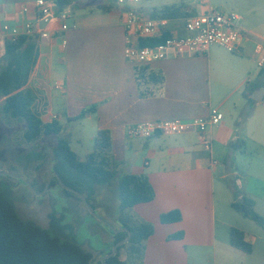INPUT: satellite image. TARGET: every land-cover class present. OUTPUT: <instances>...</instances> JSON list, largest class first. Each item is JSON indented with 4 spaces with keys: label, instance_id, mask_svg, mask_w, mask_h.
<instances>
[{
    "label": "crops",
    "instance_id": "1",
    "mask_svg": "<svg viewBox=\"0 0 264 264\" xmlns=\"http://www.w3.org/2000/svg\"><path fill=\"white\" fill-rule=\"evenodd\" d=\"M34 1L0 0V22L23 27L33 17L20 15V8ZM52 1L58 3L59 10H70L71 28L52 41L37 42V62L25 89L44 94L50 112L58 117L66 134L72 135V127H88L94 141L100 130H110L114 157L125 168L124 173L134 174L139 166H135L132 157L144 155L143 166L136 174H146L156 192L152 202L134 208L138 217L155 228L147 243L144 264L174 259L188 242L205 247L216 226L210 191L218 173L222 180L229 177L223 173L228 165L219 162L212 166L211 159L226 156L230 148L231 155L244 156L241 149L246 142L264 149V97L262 101L253 99V96L260 99L259 90L264 89V68H258L254 53L256 44L264 40V1L250 0L251 5L240 16L239 27L245 37L235 52L213 46L204 55H173L146 66L165 76L162 91L149 98L139 96L135 70L143 66L125 55L124 22L129 6L115 0H69L65 5L59 4L61 0ZM168 1L161 8L139 10L144 17L163 19L159 17L166 7L182 3ZM192 5L196 14L204 11ZM166 20L167 36L187 34V20ZM4 45L0 30V56ZM57 82L64 85V90L54 88ZM247 87H255L252 102L243 96ZM92 107H96V113L83 120L67 121ZM213 108H219L225 118L210 128L211 153L204 150L199 134L194 131L170 136L157 134L150 139L127 134L129 127L144 122L208 118ZM248 176L262 189L259 194L249 188L245 192L258 209L260 201L264 205V158L250 165ZM176 209L182 212L183 220L162 224L161 215ZM257 212L264 216V210ZM181 232L184 239L168 240Z\"/></svg>",
    "mask_w": 264,
    "mask_h": 264
},
{
    "label": "trees",
    "instance_id": "2",
    "mask_svg": "<svg viewBox=\"0 0 264 264\" xmlns=\"http://www.w3.org/2000/svg\"><path fill=\"white\" fill-rule=\"evenodd\" d=\"M61 0L59 4H68ZM196 14L190 3L166 7L159 18L187 20ZM167 37V35L165 36ZM162 40H146L143 45H156ZM38 49L34 39L21 37L17 41L7 40L4 52L0 56V106L3 114L13 120L26 123L24 139L34 143L39 139L58 137L53 148L54 168L57 178L53 184H60L59 179L69 188L84 195L91 208L94 205L96 187H115L118 205L115 209L117 228L128 231L113 234V245L125 241L129 232L131 240L119 247L115 257L106 260V264H144L149 239L154 235L153 224L138 217L134 211L139 204L152 202L156 197L155 189L146 174L124 173L121 163L117 162L113 151V138L110 130H100L94 138L93 150L82 160L72 148V135L64 134V126L59 120L44 123L32 110V93L26 90L30 76L37 62ZM140 98H149L160 93L165 84L162 72L148 67L135 70ZM255 87H247L244 98L252 102ZM2 101H5L2 104ZM96 113V107L83 111L68 122L79 121ZM236 147V145L234 146ZM243 152V150H241ZM59 178V179H58ZM68 197L79 198L76 194L63 189ZM234 211L253 221L264 229V216L256 211V202L240 190L234 191L231 203ZM183 220L180 210L163 213L162 224L179 223ZM184 233L174 234L168 240H182ZM230 244L237 250L251 254L253 246L246 240L245 232L232 227ZM126 250V259L121 258V251ZM94 256L81 245L53 236L51 232L32 221L23 220L11 200L0 192V264H92ZM102 264V262H99Z\"/></svg>",
    "mask_w": 264,
    "mask_h": 264
},
{
    "label": "rangeland",
    "instance_id": "3",
    "mask_svg": "<svg viewBox=\"0 0 264 264\" xmlns=\"http://www.w3.org/2000/svg\"><path fill=\"white\" fill-rule=\"evenodd\" d=\"M249 1L211 0V6L219 12L236 13L241 16L251 5ZM168 2V0H152L129 7L138 11L143 8L147 12L153 8H161ZM173 2H179V0H173ZM42 95H44L42 92L32 93L31 107L40 117L44 115V110L48 106V102ZM4 103L5 101H2V104ZM40 109H42L41 112ZM25 131L26 123L5 116L0 106V173L8 172L21 177L32 186L30 187L19 178L2 174L0 175V192L11 200L23 220L36 223L49 230L53 236L81 245L93 254L92 264H99L102 258L113 250V234L106 225L89 212L80 197H68L61 184H53L56 177H53L49 184L50 178L54 175L53 148L58 137L51 136L34 143H27L24 139ZM70 131L75 138L72 148L84 160L88 152L93 150V133L88 127L79 129L72 127ZM78 139L81 143L77 142ZM241 150H243L242 154L245 153L244 156L240 153L235 154L236 156L231 155L230 148L226 156L215 159L217 163L228 165L223 173L228 174L229 177L222 180L221 174L218 173L214 189L210 191L216 216L215 234L213 235V231L210 232V242L203 248L188 242L183 246V252L180 255L171 260L163 259L159 261L160 264H264V229L242 217L231 207L236 189L242 193H245L247 188L258 194L262 192L261 186L253 182L248 174L250 165L254 166L257 159L264 158V149L246 142L245 148ZM134 156L132 160L135 166H139L135 168L139 169L143 166L144 155ZM252 160L255 162L252 163ZM121 168L125 170L124 167L121 166ZM138 169H134V174ZM234 172L237 175H234ZM93 203L97 214L117 228L114 214L118 205L116 188L97 186ZM257 210H264L261 201ZM232 227L245 232L246 240L253 246L251 254L231 246L230 229ZM126 255V250H122L123 260L126 259Z\"/></svg>",
    "mask_w": 264,
    "mask_h": 264
},
{
    "label": "built area",
    "instance_id": "4",
    "mask_svg": "<svg viewBox=\"0 0 264 264\" xmlns=\"http://www.w3.org/2000/svg\"><path fill=\"white\" fill-rule=\"evenodd\" d=\"M124 6H136L152 0H115ZM182 3L194 4L204 11L193 15L186 21L187 34L179 36L171 34L165 37L168 30L166 19L144 17L136 9L129 8L125 15L126 31V57L138 66H149L152 63L169 59L173 55H204L213 46H221L228 52L237 50L244 31L239 27L240 15L236 13H223L211 7V0H179ZM19 14L31 16L33 19L25 21L23 27L0 22V30L4 41H17L21 37H29L35 42H49L58 35L70 30L71 12L69 9L59 10V5L52 0H35L32 5H24ZM162 40L156 45H143V41ZM257 55L258 68H264V40L258 42L254 48ZM54 88L64 90L62 83H55ZM43 109V108H42ZM40 109V112L42 111ZM46 121L57 120L48 108L40 117ZM225 116L219 108H213L208 118H197L192 121L167 120L144 122L131 126L127 130L129 137L150 139L157 134L177 135L188 132H197L205 151L212 152V138L210 128L219 125ZM211 165L216 166L217 161L211 159Z\"/></svg>",
    "mask_w": 264,
    "mask_h": 264
},
{
    "label": "water",
    "instance_id": "5",
    "mask_svg": "<svg viewBox=\"0 0 264 264\" xmlns=\"http://www.w3.org/2000/svg\"><path fill=\"white\" fill-rule=\"evenodd\" d=\"M259 92L262 94V97H261L260 99H258V98H256L255 96H253V99L258 100V101H262V99H263V97H264V89L259 90ZM2 174H6V175H9V176H12V177L19 178L20 180L24 181L27 185H29L30 187H32V186L30 185V183H28L26 180H24V179L21 178V177H18V176L12 175V174H10V173H8V172H1L0 175H2ZM53 177H56V178H57L58 176H57V174L54 173V175H52V177H51L50 180H49V184H50V182H51V180H52ZM58 179H59V178H58ZM59 182H60L61 186H62L64 189H66V190H68V191H70V192L76 194L78 197H80V198L83 200V202L85 203V205H86L87 209L89 210V212H90V213H91L96 219H98V220L101 221L104 225H106V226H107V227H108L113 233H120V232L128 231L126 228H120V229H118V228L114 227L113 225H111L109 222H107L106 220H104L100 215L97 214L96 211H94V210L91 208L90 204L88 203V201H87V199H86V197H85L84 195H82L80 192H78V191H76V190H73V189L67 187V186L61 181V179H59ZM131 237H132V233L129 232V236H128V238H127L125 241L116 244V245L113 247L112 252H111L110 254H108V255H106V256H104V257L102 258V260H101V261H102V264H106V260H107V259L112 258V257H115L116 254H117V251H118L119 247L123 246L124 244H127V243L131 240Z\"/></svg>",
    "mask_w": 264,
    "mask_h": 264
}]
</instances>
